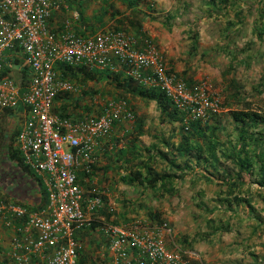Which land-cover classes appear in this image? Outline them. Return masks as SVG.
Segmentation results:
<instances>
[{"label":"crops","instance_id":"1","mask_svg":"<svg viewBox=\"0 0 264 264\" xmlns=\"http://www.w3.org/2000/svg\"><path fill=\"white\" fill-rule=\"evenodd\" d=\"M192 1L179 4L169 2L167 7H162L150 0H142L137 4L133 2V7L129 8L132 0H64L62 7L55 13L54 26L59 28L65 19L77 18L74 24L76 31L84 37H90L101 31L112 30L111 28L117 24L111 19L113 14L119 18L117 13L125 12L131 19L134 17L133 9L141 10L143 13L142 37L148 38L158 47L166 60L168 72L175 73L189 85L212 83L221 96L222 111L215 117L216 121L208 123V126L210 130L216 131V139L220 141L218 151L220 161H226L225 148L236 145L238 129H243V124L240 125L242 121L236 119L235 114H264V40H262L264 36L262 38L259 36L255 21L245 26L239 21L230 22L231 25L228 26V22L223 28L231 35H228V38L225 37L224 43L221 40L223 37L218 36V31L215 43H199V37L196 38V36L203 35L209 25L200 28L194 23V16H186L185 11L195 10V4ZM216 4L217 10L210 12L208 10V12L210 14L216 12L215 17L222 19L224 12L219 11L218 1ZM201 6H203L202 12L206 11L204 8L208 9L206 0ZM208 12H204L202 17L206 18ZM234 14L235 16L242 14L241 18H245L243 15L245 13L239 10ZM255 17H253L254 20ZM246 18L249 19V17ZM127 22L129 24L128 20ZM127 31L135 36L138 34L136 28L132 26L127 25ZM195 40L197 42H194ZM19 61L20 63L15 62L12 68L15 78L24 84L22 85L24 87L29 78V70L22 58ZM124 67L116 64L115 71L126 74ZM75 83L72 92L60 91L57 94V97L61 94L63 96L53 103L54 115L63 117L62 115L67 113L70 116L66 118L84 120L91 116H99L103 112L104 102L117 100L115 90L111 89L109 92L110 85L105 80L98 83L95 81ZM146 88L151 89V87ZM128 89L127 87L123 93L129 100H118L128 104L136 122L122 120L114 125L108 138L99 140L95 153L97 158L95 170L89 178L80 179L83 210L95 226L77 230L76 236L81 247L79 264H115V254L107 240V230L111 225H122L135 217L140 218L143 215L140 207L145 212H151L150 215L155 211L153 214L157 218L159 212L168 216L171 212H179L184 206L195 205L205 206V208L210 206L208 198L210 192L205 182H215L216 174L204 169L211 166L206 165L205 160L190 158L188 155L179 156L177 163L183 167L185 163H189L190 169L184 172H176L172 169L171 175L175 178L167 183H158L155 187L149 186L148 183H141L135 178L136 171L141 169L137 162L148 159L147 151L150 150V153L154 155L158 154L159 149L164 151L171 149L175 152L188 137L191 122L169 121L167 115V121H157L158 117L161 119L162 110L153 94L149 92L150 95L144 97ZM107 94L110 97H107ZM105 97L109 99L103 102ZM166 114L169 115V111H166ZM26 117V111L22 106L9 111L8 114L6 111L2 115L4 123L8 121L7 123L13 127L12 130H20ZM154 117H156L155 120ZM257 122H260L259 126L262 124L261 121L257 120ZM253 123L244 127L249 128L253 126ZM193 140L197 142L195 138ZM159 162L162 160L157 157L154 168L159 165ZM164 162V169L165 167L169 169L168 163ZM201 163H203L202 169L198 168ZM208 163L211 164V162ZM141 171L144 174L147 172L146 169ZM156 171L160 173L161 170L156 168ZM218 174H224L222 167ZM41 176L46 187V176ZM230 203L229 206L233 202ZM175 217L176 215L169 217L173 226L176 225ZM208 221L211 222L209 225H215L212 223L213 218L210 217ZM15 236L14 225L8 228L0 220V237L5 241V244L0 246V251L7 250ZM198 242L200 249L196 251V255L189 254L195 264L197 261L200 264H247L249 256L239 253L231 242H228L229 245L221 244L219 241H215L216 244L213 241L207 242L208 247L204 246L205 243L201 240ZM0 264L14 263L1 256ZM27 264L38 263L32 261Z\"/></svg>","mask_w":264,"mask_h":264},{"label":"built area","instance_id":"2","mask_svg":"<svg viewBox=\"0 0 264 264\" xmlns=\"http://www.w3.org/2000/svg\"><path fill=\"white\" fill-rule=\"evenodd\" d=\"M63 4L64 0H0V123L3 113L24 107L27 117L16 145L25 162L46 176L48 192V208L33 212L0 200V220L16 231L0 257L14 264L36 259L40 264H78L81 247L76 233L92 222L83 210L78 171H92L99 140L108 138L117 122L134 121L123 100L106 101L101 115L84 120L54 115L57 94L74 90L57 66L115 70L116 64L123 65L139 84L162 90L185 115V123L214 119L222 111L209 83L189 85L168 72L162 54L148 39L139 42L113 30L84 37L74 28L77 18L55 27V13ZM20 58L29 70L24 87L12 68ZM107 234L115 264H191L189 252L171 240L167 222L134 218L109 226ZM4 244L0 237V246Z\"/></svg>","mask_w":264,"mask_h":264},{"label":"trees","instance_id":"3","mask_svg":"<svg viewBox=\"0 0 264 264\" xmlns=\"http://www.w3.org/2000/svg\"><path fill=\"white\" fill-rule=\"evenodd\" d=\"M140 1L142 0H132L129 8L133 7V2L137 4ZM217 1L227 5L229 0H206L208 8H212V11L217 10ZM240 1L244 0H236L234 3H239ZM262 1L263 0H260V3H263ZM262 9L263 8H257L259 16L258 19L256 18L255 22V28L258 30L259 36L261 38L264 36V10L262 11ZM132 13L134 17L131 19L129 15L127 16V14H125V12H118L117 15L120 16L119 18H116L115 14H113L111 19L116 21L117 24L111 29L113 31H122L132 35L127 31V25L132 26L133 28H136L138 32L136 37L141 39L143 33L141 31L143 27V18L141 17L143 16V13H141V10L137 8L133 9ZM127 20L129 21V24ZM230 25L231 24H228V26ZM77 33H79V31ZM262 40H264V38H262ZM56 70H58L59 75L71 83H85L88 81H95L98 83L105 80L107 83H109L110 87L115 90L117 94L115 97L117 100H129L127 95L123 93L127 87L129 88L128 90L130 92L142 95L144 97L150 95V92L153 94L161 107L162 122L167 121L166 115L169 121L174 120L183 122L185 120V115L172 106V102L166 97L162 90L157 88H146L134 81L133 78L129 77L127 73L120 74L115 70H110L109 68H88L82 65L77 67L70 65H59L57 66ZM124 70L126 71L125 67ZM25 73L28 74L27 70H25ZM13 74L14 77H16L15 72H13ZM64 95L66 96L67 94L65 93ZM62 96L63 94L59 95L58 97L56 96L57 98H55V100H58ZM166 111H169V115L166 114ZM8 113L9 111H7V114ZM101 114L102 113H100V115ZM62 116L63 117H60L66 118L70 115L64 113ZM235 118L242 121V123L239 124H243V129H238V141L236 145L226 147L224 154L226 155V160L230 159L233 163H235L239 170L235 175L230 174L231 176H229L228 172L223 169L224 174H228L226 182L223 181V183L227 184V195L231 196L235 195L237 190L242 189L247 184L248 180L246 176H249L250 178L253 176L259 178L256 180V182L260 188H264V114L237 113L235 114ZM257 120L261 121V125H263L260 137H255V134H253L254 127L259 126L260 123L257 122ZM214 121H216L215 118L207 121L191 120V123L189 122L191 125L189 126L188 137L185 138L183 142L176 148L175 152L171 149L165 151L159 149L158 154L154 155L150 153V150H148V159L144 161L139 160L137 162V165L141 166V169H146L147 172L144 174L141 169L137 170L135 173V178H137V180L141 183H148V185L151 187H155L158 183H167L175 178V176L171 175L172 169L176 172H184L190 169L189 163H185L184 167L177 163L179 156L186 155L197 160H205L206 165H211L214 169H220L222 166L221 162H225L220 161L218 156L220 141L216 139V131L213 129L210 130L211 128L208 126V123ZM7 122L6 124L4 123L2 127L0 126V191L3 192H0V195L2 193V198H0V200L15 203L26 208L29 210V212L39 209H46L48 208V192L43 184L42 176L25 162L18 146L16 145V137L19 130H12L13 127ZM134 122H136L135 119ZM251 122H254L253 126H250L249 128L244 127V125H250L249 123ZM118 123L119 122L116 124ZM193 138H195L197 142H195ZM157 157L162 161H166L169 165V169L165 168L161 170L160 173H158L156 168L153 166ZM207 161L211 162V164H209ZM94 170L95 165L90 172H87L85 169H80L78 171V181L81 183L80 179L89 178ZM230 172L231 171L229 170V173ZM236 200L239 202L241 197H237ZM153 219L160 220L158 217ZM92 224L93 222H91L90 226L82 228H92L95 226ZM32 261H37V263L40 264L38 259ZM191 264L195 263L191 261Z\"/></svg>","mask_w":264,"mask_h":264},{"label":"rangeland","instance_id":"4","mask_svg":"<svg viewBox=\"0 0 264 264\" xmlns=\"http://www.w3.org/2000/svg\"><path fill=\"white\" fill-rule=\"evenodd\" d=\"M185 1H190V0H152V1L150 0V2H154L155 5L158 4V6H162V7H167L169 2L171 3L175 2L179 4ZM234 1L236 0H229L227 5L218 1L220 5L219 11L222 10L224 12L222 14V17L224 16L222 19L215 17L217 15L216 12H213L212 14L215 15L211 16L212 14H210L209 12L210 10L212 11L213 9L210 7L208 8L207 3L206 6L208 9L204 8V10H206L207 12L209 10L207 14L208 16L206 18L205 17L203 18L202 15L206 11L202 12L201 7L203 6L201 5L205 3V0L192 1L195 4L194 7L195 10L191 12L185 11L184 13L186 14V16H194V23H196V26H199L200 28H204V26L209 25V27H207L203 35L199 36L198 34L196 36V38L199 37L198 38L199 43L200 42H205V44L211 42L215 43L217 31H218V36L223 37L221 40L224 43V41H226L225 37L228 38L229 37L228 35H231L230 33H227L225 31V28H223L228 22H229L228 24H230V22L239 21L243 26H245L247 23L249 24L252 21L256 22V18L258 19L259 16V12L257 11V8H263L262 11L264 10V0L262 1L263 3H260V0H244V1H240L239 3H234ZM228 6L229 8L227 9ZM238 10L241 11L242 13L243 12L245 13L243 14L245 18H241L242 14L239 16H235L234 13ZM254 16H256L255 20L253 19ZM246 17H249V19ZM147 39L148 38H143V37H141V39L137 38L139 42H144V40ZM149 41L151 42V40ZM194 42L197 41L195 40ZM74 83L75 82H72V84L75 86L76 83L75 84ZM209 84L212 85V93H214L215 95L217 94L220 102H222L221 100L222 98L219 95V93L216 92V88H214L212 83ZM108 89L110 92L112 88L109 86ZM106 96L110 97L109 94H107ZM106 99L109 98L105 97L103 99V102ZM116 101H121V100H116ZM155 118L156 117H154V120ZM157 121H161V119H159L158 117ZM3 125H4V119L2 118L0 126L2 127ZM262 129H263V125L254 127V131H253V134H255L254 136L260 137ZM237 136L238 134L236 135V138ZM163 146L164 145L161 143V147ZM202 164L203 163L198 165L199 166L198 168L202 169ZM221 164H222L221 167L228 172L229 176H231L230 174L236 173L239 170V168L235 165V163H233L230 159L226 160L225 162H221ZM164 165L165 162L164 163L163 161L159 162V165L156 168L158 170H163ZM204 169H206L207 171L215 172L216 174L215 182H205L208 187V192H210L208 195L210 206H206V208L205 206H195V205L184 206L180 208L179 212H175V213L171 212L170 214H168L169 217L176 215L175 217L176 225L174 226L167 215H164L161 212L158 213V218L161 221L167 222L170 229L172 230L171 240H173L178 246L183 248L186 252H189V254L193 253L194 256L196 255L195 254L196 251L200 249L198 242L200 240L203 243H205L203 245L206 247H208L207 242L212 243V241L213 242L219 241L221 244L223 243L228 244V242H231V245H233V247H235L239 253H242V255L249 256L247 264H264V188H260V186L256 182V180L259 178H256L255 176H253L252 178L246 176L248 180L247 184L242 189L237 190L235 195L231 196V195H227V184L223 183V181L226 182V178L228 174L226 173L223 175L218 174L219 169L216 170L211 166H207V168ZM229 170L232 173L231 172L229 173ZM1 195L0 198H2ZM237 197H241V200L239 202L236 200ZM230 202H233L231 206H229L231 204ZM140 209L143 213V215H141L143 220L152 221L153 218H155L154 215L155 211L152 212V214L150 215L151 212H145L142 207H140ZM210 217L213 218L212 223H215V225L212 224L213 227L209 225L211 223L210 221H208ZM206 234L208 235L206 236ZM209 246H212V244H209ZM251 254H253L255 257L253 258ZM79 258H80V252H79ZM197 264H200L199 261H197Z\"/></svg>","mask_w":264,"mask_h":264}]
</instances>
